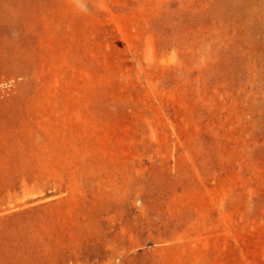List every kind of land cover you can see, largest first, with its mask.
Masks as SVG:
<instances>
[{
  "label": "rangeland",
  "instance_id": "1",
  "mask_svg": "<svg viewBox=\"0 0 264 264\" xmlns=\"http://www.w3.org/2000/svg\"><path fill=\"white\" fill-rule=\"evenodd\" d=\"M0 264H264V0H0Z\"/></svg>",
  "mask_w": 264,
  "mask_h": 264
}]
</instances>
